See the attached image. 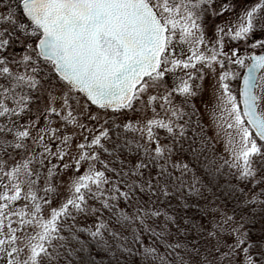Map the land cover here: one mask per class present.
Returning a JSON list of instances; mask_svg holds the SVG:
<instances>
[{
	"label": "snow or ice",
	"instance_id": "1",
	"mask_svg": "<svg viewBox=\"0 0 264 264\" xmlns=\"http://www.w3.org/2000/svg\"><path fill=\"white\" fill-rule=\"evenodd\" d=\"M0 264H264V0H0Z\"/></svg>",
	"mask_w": 264,
	"mask_h": 264
},
{
	"label": "rangeland",
	"instance_id": "2",
	"mask_svg": "<svg viewBox=\"0 0 264 264\" xmlns=\"http://www.w3.org/2000/svg\"><path fill=\"white\" fill-rule=\"evenodd\" d=\"M260 0H248V5L251 6L255 3H259ZM241 50L243 51V48L245 47L244 43L238 42ZM236 46V45H233ZM259 52V50H257ZM217 69H219V66L217 65ZM233 71H239L240 76L244 69H237L236 66H233ZM240 79V77H239ZM239 79L236 81H229L230 87L233 89L234 92H236L239 84ZM197 83H201L204 88L209 89L207 93L202 92L201 95L204 96V100H208L211 98V90L210 85L211 83H214L212 81L211 76H208L205 81H197ZM214 103H205L203 100L199 98H195L193 100V104L195 105V111L200 118L202 124L204 125V129L207 131V134L214 145L215 149L218 151L219 155L224 160H230L231 156L229 155L230 149L226 148V145L229 141V134L233 133L232 129H229L227 124L228 121L225 118H221V113L219 109L214 107ZM132 113L129 112V116H131ZM143 115V114H142ZM148 116L152 115L151 110L147 112ZM127 122V121H126ZM86 167V166H85ZM83 171V169H82ZM67 190H64V196H67ZM64 196L61 197V199H64ZM57 205L54 203L53 207H56ZM45 208L47 211L44 213V216L47 217L48 213L51 209L48 208L47 205H45Z\"/></svg>",
	"mask_w": 264,
	"mask_h": 264
},
{
	"label": "trees",
	"instance_id": "3",
	"mask_svg": "<svg viewBox=\"0 0 264 264\" xmlns=\"http://www.w3.org/2000/svg\"><path fill=\"white\" fill-rule=\"evenodd\" d=\"M197 121H198V124H197ZM193 133H195L197 138L203 137V140L207 141L206 158L204 156H202L201 157V163L203 164V163H207L209 161L215 160L218 164L223 165L225 160L222 159V157L219 155L218 151L215 149L214 145L212 144V142H211V140L207 134V131L204 129V125L202 124V122H201L200 118L198 117L196 111L194 112V115L192 117V123L189 126L187 133H186L189 142L192 141ZM159 134L161 136L164 135L162 130L159 132ZM222 171L224 172L225 177H227L228 173H229L228 167L224 166Z\"/></svg>",
	"mask_w": 264,
	"mask_h": 264
},
{
	"label": "water",
	"instance_id": "4",
	"mask_svg": "<svg viewBox=\"0 0 264 264\" xmlns=\"http://www.w3.org/2000/svg\"><path fill=\"white\" fill-rule=\"evenodd\" d=\"M256 54H259V52H256ZM244 71H245V69H244ZM244 71H243V73H242V75H241V77H240L239 84H240V83H242V79H243V74H244ZM241 107H242V106H241Z\"/></svg>",
	"mask_w": 264,
	"mask_h": 264
}]
</instances>
